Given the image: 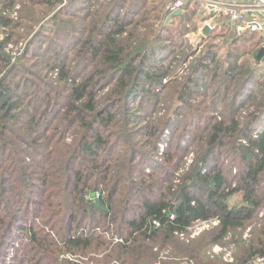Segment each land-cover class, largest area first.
<instances>
[{"label":"trees","instance_id":"16d2710c","mask_svg":"<svg viewBox=\"0 0 264 264\" xmlns=\"http://www.w3.org/2000/svg\"><path fill=\"white\" fill-rule=\"evenodd\" d=\"M175 1L0 0V264H264V32Z\"/></svg>","mask_w":264,"mask_h":264},{"label":"rangeland","instance_id":"374dc122","mask_svg":"<svg viewBox=\"0 0 264 264\" xmlns=\"http://www.w3.org/2000/svg\"><path fill=\"white\" fill-rule=\"evenodd\" d=\"M165 1H168V0H165ZM185 1L190 2L191 5L195 4L196 6H198L197 16H199L200 19H201V17H204V15H207V13L212 14L211 19H209L210 21L209 20L204 21L201 19L199 22V29L196 32L190 33V39H191L192 43L196 44L198 42V40L200 39V37H202V35L204 34L203 30H204L205 26H207V25L210 26V30H211L212 29V26H211L212 21L215 19L216 15H219L218 12L211 9V7H209L208 5L211 3L217 2L219 4L217 6L222 7L223 4H225L227 2V0H184V2ZM18 8H20V6H18ZM18 16H19V14H17V13H14L12 15V17H14V18H18ZM28 32H29L28 29H26L23 26L21 29H18V30H15V29L12 30V28L8 29V27L0 28V41L6 40L5 39L6 36L10 33H13V37L11 40H9L6 47L9 49L10 52H12L13 57H16V56L20 55L21 51L24 49L25 42L27 40L26 38H28V36H29ZM14 33H17V34L14 35ZM13 61H16V60H13ZM193 158H194L193 152H190V154L185 159V164H184L185 167L180 172V174L189 169L190 165L193 162ZM175 182L178 183L180 181H179V179H177ZM237 195H239V194H237ZM239 196L231 197V202L234 203L235 201H237ZM262 215H263V211L260 212V216H262ZM216 225H217V222L214 220L197 222L189 230V232L187 234H180V235H178V238L181 241H184L187 243L190 240L189 238H196L197 236L201 235L203 232L212 230ZM252 229H253V226L251 225L244 231L243 239L248 240L251 238ZM231 238L232 237H228L225 240V242L222 244L213 245L208 253L212 257L213 256H220L226 262H236V259H235L236 245H235V242ZM155 251H159L158 248H155ZM170 251H171L170 249H167L165 252H162L161 257L165 258L168 254H170ZM171 254H172V252H171ZM65 257L70 259L72 256L70 257L69 255H66ZM73 258H75V259H73L72 261L79 262L80 264H97L95 261H90L88 263V261L90 260L89 255L77 254V256H75ZM188 264H190V263H188Z\"/></svg>","mask_w":264,"mask_h":264},{"label":"built area","instance_id":"2783aa9c","mask_svg":"<svg viewBox=\"0 0 264 264\" xmlns=\"http://www.w3.org/2000/svg\"><path fill=\"white\" fill-rule=\"evenodd\" d=\"M184 0H176L168 8L172 13L180 9ZM217 2L211 3V7L218 14H225L233 26L239 30H251L264 32V0H229L222 7Z\"/></svg>","mask_w":264,"mask_h":264},{"label":"water","instance_id":"95a60500","mask_svg":"<svg viewBox=\"0 0 264 264\" xmlns=\"http://www.w3.org/2000/svg\"><path fill=\"white\" fill-rule=\"evenodd\" d=\"M181 12V10L180 9H177L175 12H173L170 16H169V18H171L172 16H174V15H176V14H179ZM209 30H210V26H205V28H204V30H203V35H206L208 32H209ZM264 57V46L260 49V51H259V53H258V55H257V59L258 60H261L262 58ZM93 196H94V194H93Z\"/></svg>","mask_w":264,"mask_h":264},{"label":"crops","instance_id":"0c3cea01","mask_svg":"<svg viewBox=\"0 0 264 264\" xmlns=\"http://www.w3.org/2000/svg\"><path fill=\"white\" fill-rule=\"evenodd\" d=\"M227 1H229V0H227ZM238 1H242V0H238Z\"/></svg>","mask_w":264,"mask_h":264}]
</instances>
